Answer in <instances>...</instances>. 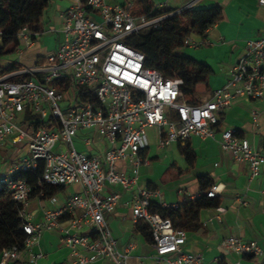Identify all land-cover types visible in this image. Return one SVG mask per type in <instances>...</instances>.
I'll list each match as a JSON object with an SVG mask.
<instances>
[{
	"label": "built area",
	"instance_id": "built-area-1",
	"mask_svg": "<svg viewBox=\"0 0 264 264\" xmlns=\"http://www.w3.org/2000/svg\"><path fill=\"white\" fill-rule=\"evenodd\" d=\"M192 2L162 15L146 16L133 13V0H70L61 13L60 45L32 65L11 61L14 67L0 74V149L9 136L25 145V152L0 178L20 205L26 234L23 246L12 244L0 250V264L20 259L23 249L36 242L44 230L59 226L63 218L69 223L62 231L70 258L55 264H92L99 259L107 264H129L134 242L119 248L104 217V212L116 208L125 190L131 191L124 202L130 219L134 224H147L157 264H206L200 254L182 250L184 228L149 209L154 198L162 206L177 203H166L158 188L138 182L140 166L151 161L144 154L149 146L146 127L158 128V149L183 142L190 134L213 137L220 113L235 98L264 97V33L246 40L244 53L231 65L222 86L191 103L181 94L180 77L164 76L145 66L144 53L125 39L142 29L156 28L163 18L183 11ZM257 2L264 6V0ZM41 33L27 25L18 30L19 58ZM1 34L0 29V46ZM183 43L200 42L186 36ZM26 113L33 116L32 122ZM257 118L258 112L251 110L252 121ZM88 129L107 142L103 150L92 152V136L79 135ZM77 143L84 149H78ZM218 143L235 161L247 162L250 177L264 168V145L255 146L233 128L222 129ZM37 167H41L39 182L77 183L80 190L59 206H44L42 219L33 221L27 210L32 186L25 177L13 174ZM219 188V183H213L205 194L216 196ZM47 198L49 202L55 199L54 195ZM215 217L221 221L219 214ZM223 245L239 254L264 253L257 240H243L235 234L227 235ZM41 255L34 253L30 261L35 264Z\"/></svg>",
	"mask_w": 264,
	"mask_h": 264
},
{
	"label": "crops",
	"instance_id": "crops-1",
	"mask_svg": "<svg viewBox=\"0 0 264 264\" xmlns=\"http://www.w3.org/2000/svg\"><path fill=\"white\" fill-rule=\"evenodd\" d=\"M153 1L158 7L164 3L163 7L178 8L191 1L193 2L189 7L215 3L222 7V19L209 26L204 36L190 35V38L200 42L199 44L187 45L178 50L179 53L191 55L205 62L212 69L207 83L197 85L199 88L195 96L198 101L226 82L229 68L245 51L246 40L264 33V6L257 0ZM69 4L70 0H50L41 21L42 33L35 38L32 46L23 50L21 58L16 56L14 59H8L4 65L11 64V61H16L18 65H32L55 50L63 38L60 31L61 13ZM13 51L18 55L17 46ZM253 109L258 112L255 122L251 119ZM225 128L237 129L239 135L246 137L257 147L264 145V97L235 98L231 105L220 113L217 131L213 137L203 138L190 134L183 142H172L176 144L180 155H182L180 145L184 142L189 143L194 150L195 160L193 166L188 167L185 159V164L174 159L171 162L174 165L169 166L173 168L169 177L164 176L165 174L157 176V168L163 166L156 161L158 155L149 156V144L144 154L151 161L148 165L140 166L138 182L140 185L158 188L161 191V199L168 204H174L187 196L198 194V176L209 174L213 183L220 184L215 196L218 205L200 209L198 216L200 225L196 229H185L186 240L182 250L200 254L206 264H264V253L256 256L239 254L223 245V239L227 235L235 234L243 240H257L264 249V168L252 178L249 176L247 162L235 161L229 152L220 147L218 137L220 131ZM81 135L92 136L94 143L92 152L103 150L108 145L91 129L81 131ZM78 144L84 149L81 143ZM24 152V141L13 142L11 136L5 138L0 149V173L7 171ZM151 167L153 169H150ZM184 169L186 170L182 171ZM165 172H168V168ZM65 186L67 185H63L60 194L58 192L54 194L53 202H49L47 197L40 198L37 195L30 197L27 210L33 221L42 219L44 206H59L71 193L80 190L79 186L76 190L72 184L68 191H62L65 190ZM130 194L131 191H122L116 208L112 212H104V217L112 234L118 240L119 248H123L128 242H134L135 246L128 257L129 264H157L151 242L146 240L130 219V209L124 203L130 198ZM153 200L158 202V198ZM217 214L220 215L221 221L216 219ZM68 226V220L63 218L59 226L44 230L36 242L23 249L21 258L10 264H33L30 259L37 252H41L42 255L36 258L35 264L67 262L70 258V249L63 240L62 227ZM92 264L107 262L99 259Z\"/></svg>",
	"mask_w": 264,
	"mask_h": 264
},
{
	"label": "trees",
	"instance_id": "trees-1",
	"mask_svg": "<svg viewBox=\"0 0 264 264\" xmlns=\"http://www.w3.org/2000/svg\"><path fill=\"white\" fill-rule=\"evenodd\" d=\"M50 0H0V29L1 46L0 55L18 45L17 32L27 25L33 30H41V21ZM170 7H158L153 0H133L132 11L146 16H157L169 12ZM220 4L208 6L188 7L179 13H173L163 18L156 28L142 29L130 34L125 41L131 47L140 50L145 55L144 64L155 68L164 76H177L182 79L179 88L181 94L191 103H197V85L207 83L212 72L211 67L191 55L179 53L184 47V38L190 35L204 36L209 26L222 19ZM9 47L5 50L6 47ZM13 64H0V74L12 69ZM26 116L33 121L32 115ZM238 132L237 129H234ZM180 151L188 167L193 166L195 160L194 150L189 143L180 145ZM171 165H174L172 163ZM188 167L186 169H188ZM186 169L182 170L185 171ZM41 167L21 169L14 172L13 177H25L32 186L31 196L45 198L59 192L63 185H54L39 182ZM198 180V195L195 198H185L176 205L162 206L152 200L149 209L160 213L163 217L171 219L176 227L196 229L200 223L199 211L205 207L218 205L215 196L205 194V190L213 184L209 174H201ZM155 188V187H150ZM20 205L12 198L9 189L0 178V250L12 244L23 246L26 237L19 217ZM137 230L141 231L146 240L151 242L150 231L147 224L137 222Z\"/></svg>",
	"mask_w": 264,
	"mask_h": 264
},
{
	"label": "rangeland",
	"instance_id": "rangeland-1",
	"mask_svg": "<svg viewBox=\"0 0 264 264\" xmlns=\"http://www.w3.org/2000/svg\"><path fill=\"white\" fill-rule=\"evenodd\" d=\"M8 48L9 47L7 46L5 48V50H7ZM16 56H18V55L14 51H12V50L8 51L0 57V64L4 65L8 59H14V58H16ZM157 132H158V128L156 126L146 127V133H147L149 144H150V146H149L150 155L149 156H153L154 154L158 155V158L156 161L158 163H160V165L163 166V167L159 166L157 168V170H156L157 176L160 177L163 174H165L164 176L169 177L170 172L173 170L172 167H169L171 162L174 159H178L181 162V164H185L184 157L182 155H180L179 151H177L175 143H171L163 149H158L157 148V143H158ZM83 133H85V132H83ZM79 135H81V132H79ZM76 140H77V138H76ZM77 148L81 149L82 146L77 143ZM166 168H168V172H165ZM150 169H153V168L151 167ZM152 171L153 170H151V172ZM78 186L79 185L77 183L73 184V187L76 190L78 189ZM69 187H70V185L65 186V190H62V191H68ZM58 193L60 194L61 191Z\"/></svg>",
	"mask_w": 264,
	"mask_h": 264
}]
</instances>
